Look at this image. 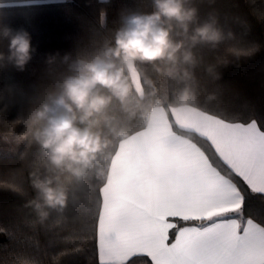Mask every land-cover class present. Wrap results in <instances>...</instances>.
Wrapping results in <instances>:
<instances>
[{
    "label": "trees",
    "instance_id": "16d2710c",
    "mask_svg": "<svg viewBox=\"0 0 264 264\" xmlns=\"http://www.w3.org/2000/svg\"><path fill=\"white\" fill-rule=\"evenodd\" d=\"M11 1L22 3L0 5V54L4 56L0 60V264H98L94 244L98 192L118 143L146 127L157 103L165 108L187 104L239 117L240 122L264 115V0H190L186 6L198 9L199 23L214 13L231 37L216 48L197 45L192 49L196 65H180L177 77L157 72L152 64H133L141 94L133 87L129 111L113 99L106 110L110 124L102 125L107 147L82 178H73L67 185V208L52 211L40 223L29 205L37 195L32 181L59 175L64 183L65 174L52 168L29 134L30 114L50 103L65 77L76 74L78 60L90 61L114 46L124 17L151 13L154 5L153 0H0V4ZM5 26L30 35L31 59L22 70L7 59ZM194 27L190 26L189 35ZM172 36L190 46L178 26L174 25ZM183 70L188 77H183ZM125 74L129 76L127 68ZM170 121L175 132L195 139ZM244 216L264 222V201L249 194Z\"/></svg>",
    "mask_w": 264,
    "mask_h": 264
},
{
    "label": "snow or ice",
    "instance_id": "6c2138e0",
    "mask_svg": "<svg viewBox=\"0 0 264 264\" xmlns=\"http://www.w3.org/2000/svg\"><path fill=\"white\" fill-rule=\"evenodd\" d=\"M182 120L195 139L149 133L99 190L98 264H264V222L244 216L249 194L264 201V115Z\"/></svg>",
    "mask_w": 264,
    "mask_h": 264
},
{
    "label": "clouds",
    "instance_id": "9594fccd",
    "mask_svg": "<svg viewBox=\"0 0 264 264\" xmlns=\"http://www.w3.org/2000/svg\"><path fill=\"white\" fill-rule=\"evenodd\" d=\"M189 2L153 0V12L124 17L115 32L114 46L90 61L78 60L76 74L65 77L58 94L50 97V103L42 104L30 114L29 134L45 151L52 168L65 174L64 183L59 175L32 181L37 195L29 205L40 223H44L52 211L60 213L67 208V185L73 178H82L97 155L107 147L102 125L110 124L106 110L113 99L119 101L125 111L130 110L133 85L125 74L126 68L136 62L148 63L155 66L157 72L177 77L181 75L180 65H196L192 49L197 45L216 48L231 37V33L224 32L214 13H209L199 23L198 9L186 6ZM193 24L196 27L189 35ZM174 25L187 36L190 46L186 47L183 40L173 39ZM2 34L9 39L7 59L22 70L31 59L29 33L5 26ZM2 59L4 56L0 54ZM182 74L189 76L187 70ZM188 95L186 90L182 98L186 100ZM158 107L157 103L153 111Z\"/></svg>",
    "mask_w": 264,
    "mask_h": 264
},
{
    "label": "crops",
    "instance_id": "0c3cea01",
    "mask_svg": "<svg viewBox=\"0 0 264 264\" xmlns=\"http://www.w3.org/2000/svg\"><path fill=\"white\" fill-rule=\"evenodd\" d=\"M154 108L155 106L150 110L151 119H148L146 127L132 133L118 143L117 149L110 160L107 178L103 186L112 181L114 174L122 177L128 174L132 166L129 154L130 148L136 143L146 141L149 133L174 132L182 138L189 139L173 130L170 119L172 118L177 126L183 128L182 118H186L193 112L199 111V108L187 104L170 106L168 108L159 106L156 111H153ZM196 223L198 222L193 221L188 224L191 226Z\"/></svg>",
    "mask_w": 264,
    "mask_h": 264
},
{
    "label": "rangeland",
    "instance_id": "374dc122",
    "mask_svg": "<svg viewBox=\"0 0 264 264\" xmlns=\"http://www.w3.org/2000/svg\"><path fill=\"white\" fill-rule=\"evenodd\" d=\"M16 3H22L21 1H11V2H6V3H1L0 5H9V4H16ZM128 73L130 76L131 83L133 87L138 91L139 94H141V85L139 82L137 70L134 65H130L128 68Z\"/></svg>",
    "mask_w": 264,
    "mask_h": 264
}]
</instances>
